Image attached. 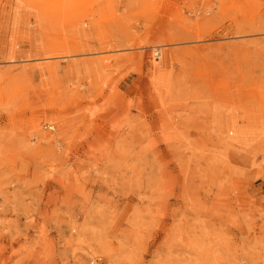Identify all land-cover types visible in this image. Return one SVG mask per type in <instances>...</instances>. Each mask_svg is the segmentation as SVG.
Listing matches in <instances>:
<instances>
[{
	"label": "rangeland",
	"instance_id": "obj_1",
	"mask_svg": "<svg viewBox=\"0 0 264 264\" xmlns=\"http://www.w3.org/2000/svg\"><path fill=\"white\" fill-rule=\"evenodd\" d=\"M0 264H264V0H0Z\"/></svg>",
	"mask_w": 264,
	"mask_h": 264
},
{
	"label": "bare ground",
	"instance_id": "obj_2",
	"mask_svg": "<svg viewBox=\"0 0 264 264\" xmlns=\"http://www.w3.org/2000/svg\"><path fill=\"white\" fill-rule=\"evenodd\" d=\"M157 25V24H156ZM187 27H182V29H186ZM154 30H156V29H154ZM154 30H149V34H147L146 36H147V38H145V40L147 41H149V37H152L153 38V40H152V42H154L157 38V35H155V36H153V34H152V32L155 34V31ZM196 30H197V32H198V34H197V39H199L200 38V36H202V33L204 32L203 31V28H202V26H198L197 28H196ZM160 33H163V32H160ZM167 33H168V31H167ZM150 34H151V36H150ZM129 35V34H128ZM128 35H125V38H126V36H128ZM134 36L131 34V35H129L128 36V38H133ZM128 38H126V39H128ZM140 41H144V39H140ZM132 46V45H131ZM113 48L114 47H116V46H112ZM141 48L142 47H144L143 45L142 46H140ZM62 47H60V46H58L57 47V49H61ZM54 49V48H53ZM46 55H50L49 53H46ZM153 55L154 56H156V58H154V59H152L151 60V63H155V64H158V62H166V61H168V60H172L171 59V57H172V54L170 53V54H168V53H163V54H161V51L160 50H156V51H154L153 52ZM229 132H232V130H230Z\"/></svg>",
	"mask_w": 264,
	"mask_h": 264
}]
</instances>
